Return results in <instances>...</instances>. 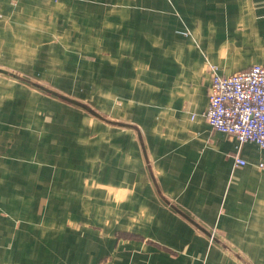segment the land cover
I'll use <instances>...</instances> for the list:
<instances>
[{
    "label": "crops",
    "instance_id": "1",
    "mask_svg": "<svg viewBox=\"0 0 264 264\" xmlns=\"http://www.w3.org/2000/svg\"><path fill=\"white\" fill-rule=\"evenodd\" d=\"M253 64L264 0H0V264H264V148L204 116Z\"/></svg>",
    "mask_w": 264,
    "mask_h": 264
},
{
    "label": "built area",
    "instance_id": "2",
    "mask_svg": "<svg viewBox=\"0 0 264 264\" xmlns=\"http://www.w3.org/2000/svg\"><path fill=\"white\" fill-rule=\"evenodd\" d=\"M208 98L204 116L214 129L264 148V65L253 64L230 75L212 70ZM245 163L234 156L235 166ZM257 166L264 168V163Z\"/></svg>",
    "mask_w": 264,
    "mask_h": 264
},
{
    "label": "rangeland",
    "instance_id": "3",
    "mask_svg": "<svg viewBox=\"0 0 264 264\" xmlns=\"http://www.w3.org/2000/svg\"><path fill=\"white\" fill-rule=\"evenodd\" d=\"M14 75L15 74L10 75L11 79L24 84L26 87L31 88L33 91L35 90L37 92L40 91V94L44 99H49L56 103H60L71 109H75L80 113L89 115L90 117H95L102 120H108V118L105 117L106 116L105 113H103V111H100V109H97L94 106L95 104L94 96L89 95L90 98L83 96L82 90H79V88H81L82 85L76 84L78 77L73 79L74 83L69 84L71 86L77 87V91L67 92L60 90L59 88L53 86L52 84H49L47 81H45L44 78L38 79L36 77L34 78V76L31 75L29 76L28 74L15 75V76ZM112 119L109 120L110 123L114 122V119L113 120ZM213 238L214 235H212V239Z\"/></svg>",
    "mask_w": 264,
    "mask_h": 264
}]
</instances>
